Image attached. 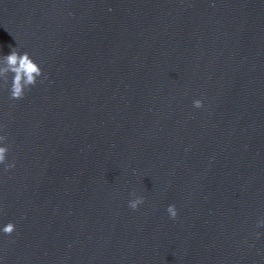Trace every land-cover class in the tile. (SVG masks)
<instances>
[{
  "label": "water",
  "instance_id": "water-1",
  "mask_svg": "<svg viewBox=\"0 0 264 264\" xmlns=\"http://www.w3.org/2000/svg\"><path fill=\"white\" fill-rule=\"evenodd\" d=\"M13 48L0 264H264V0H0Z\"/></svg>",
  "mask_w": 264,
  "mask_h": 264
},
{
  "label": "clouds",
  "instance_id": "clouds-1",
  "mask_svg": "<svg viewBox=\"0 0 264 264\" xmlns=\"http://www.w3.org/2000/svg\"><path fill=\"white\" fill-rule=\"evenodd\" d=\"M11 74V86L9 88L10 98L14 100L24 98L26 90L36 85L38 77L43 75V70L40 65L33 60L29 53L21 54L16 48L12 49L10 55H6L0 60V81L3 86L8 88L9 75ZM194 106L196 108L203 107L202 100H195ZM6 140V137L0 135V142ZM9 149L7 146H0V164H6V157ZM7 168L14 167V164H6ZM144 203L143 197H137L129 202V206L136 210L139 205ZM172 218L178 215L175 205H170L167 209ZM264 224V221H261ZM15 224L9 222L3 227L5 234H12L15 231Z\"/></svg>",
  "mask_w": 264,
  "mask_h": 264
}]
</instances>
